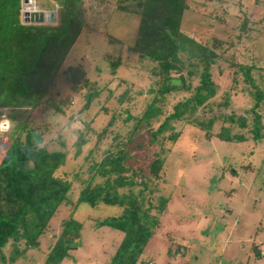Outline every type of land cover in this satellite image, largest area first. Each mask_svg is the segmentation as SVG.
<instances>
[{
	"label": "trees",
	"instance_id": "trees-1",
	"mask_svg": "<svg viewBox=\"0 0 264 264\" xmlns=\"http://www.w3.org/2000/svg\"><path fill=\"white\" fill-rule=\"evenodd\" d=\"M84 1L37 0L43 9L56 10V21L24 23L21 0H0V107H43L57 115L66 114V106L62 107L52 94L56 78L63 75L79 89L89 85L82 62L65 65L69 51L86 27ZM187 7L188 0L116 1L115 8L139 15L137 38L130 49L139 62L146 63L149 98L137 114L127 108L114 112L99 131L91 129L86 121V129L77 131L70 146L76 157L89 145L76 173H84L76 203L117 205L123 209L121 215L99 222L123 232L108 264H144L141 255L168 203L158 194V185L164 174L162 155L169 151L166 144L175 143L180 136L175 130L176 122L199 128L206 138L216 135L240 142L264 137V63L254 56L247 63L237 62L233 53L227 57L231 41L218 37L201 41L183 32L181 22ZM240 28L245 29V22ZM220 60L233 74L231 88L224 91L221 104L229 105L239 73L253 102L243 114L231 112L206 118L199 111L220 91L212 73ZM173 79L180 83H173ZM128 93L125 90L117 100L126 99ZM178 93L181 97L176 99ZM101 109L109 113L108 108ZM75 117L71 114L68 122ZM218 123L219 130L213 133L212 127ZM22 125L27 127L28 123L23 121ZM234 127L244 131L233 132ZM25 129L18 131L9 147L0 153V263H4L3 247L9 239L23 241L25 248L38 245L71 188L64 166L72 149L69 151L64 139L58 142L61 149H49L42 137L43 128ZM81 228L82 223L73 216L63 220L43 264H60ZM254 249L260 251L257 246Z\"/></svg>",
	"mask_w": 264,
	"mask_h": 264
},
{
	"label": "rangeland",
	"instance_id": "rangeland-1",
	"mask_svg": "<svg viewBox=\"0 0 264 264\" xmlns=\"http://www.w3.org/2000/svg\"><path fill=\"white\" fill-rule=\"evenodd\" d=\"M116 1H84L86 27L69 51L65 65L82 62L90 82L79 89L63 75L56 78L52 94L62 107L66 106V114L57 115L43 107H0V153L18 131L29 126L43 128L42 137L49 149H61L59 139H64L69 151L72 149L64 166L71 180L67 200L50 219L37 246L25 248L23 241L9 239L3 247L4 263L0 264H43L61 222L70 216L81 222L82 228L74 240L76 245L60 264H108L123 237V232L99 225L103 219L121 215V207L76 203L84 177V173H76L89 145L76 157L70 147L77 131L86 129V121L91 129L99 131L114 112L127 108L137 114L149 98L146 63L139 62L130 49L137 38L139 15L115 8ZM243 22L245 29L240 28ZM42 23H47L46 19ZM181 30L201 41L211 37L231 41L226 56L233 53L237 62L247 63L254 56L264 63V0H188ZM212 73L220 91L200 109V114L206 118L231 112L243 114L253 100L239 80L241 74L236 84L232 83L237 89L231 92L229 105L224 106L221 98L231 88L232 69L220 60ZM254 75L258 79L259 71ZM125 90H129L128 96L119 102L117 98ZM179 97L181 93L175 96ZM103 106L109 113L101 109ZM261 112L264 124V105ZM71 114L76 117L68 122ZM219 125L212 127L213 133ZM175 130L180 136L175 143L166 144L169 151L162 155L164 174L158 185V194L167 198V207L141 260L144 264H264V137L240 142L216 135L206 138L202 130L184 122H176ZM241 131L233 128V132ZM90 135L95 136L92 132Z\"/></svg>",
	"mask_w": 264,
	"mask_h": 264
},
{
	"label": "built area",
	"instance_id": "built-area-1",
	"mask_svg": "<svg viewBox=\"0 0 264 264\" xmlns=\"http://www.w3.org/2000/svg\"><path fill=\"white\" fill-rule=\"evenodd\" d=\"M36 2L37 0H21V19L24 23H32L31 17L34 13L43 12L46 19L48 11L40 9Z\"/></svg>",
	"mask_w": 264,
	"mask_h": 264
},
{
	"label": "water",
	"instance_id": "water-1",
	"mask_svg": "<svg viewBox=\"0 0 264 264\" xmlns=\"http://www.w3.org/2000/svg\"><path fill=\"white\" fill-rule=\"evenodd\" d=\"M55 16H56V12L54 10H51L47 13V17H46V21L47 23H54V19H55ZM31 21L32 22H35V23H42L44 21V13L43 12H40V13H34L31 17ZM67 76H70L69 73H67ZM173 83L175 84H179L180 83V80L178 79H173L172 80ZM76 245V242L72 241L69 243V246L72 247Z\"/></svg>",
	"mask_w": 264,
	"mask_h": 264
},
{
	"label": "flooded vegetation",
	"instance_id": "flooded-vegetation-1",
	"mask_svg": "<svg viewBox=\"0 0 264 264\" xmlns=\"http://www.w3.org/2000/svg\"><path fill=\"white\" fill-rule=\"evenodd\" d=\"M0 133H1V129H0Z\"/></svg>",
	"mask_w": 264,
	"mask_h": 264
},
{
	"label": "bare ground",
	"instance_id": "bare-ground-1",
	"mask_svg": "<svg viewBox=\"0 0 264 264\" xmlns=\"http://www.w3.org/2000/svg\"><path fill=\"white\" fill-rule=\"evenodd\" d=\"M5 134V133H4Z\"/></svg>",
	"mask_w": 264,
	"mask_h": 264
}]
</instances>
